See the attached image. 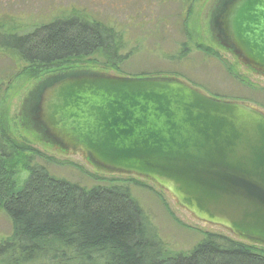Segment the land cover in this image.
Masks as SVG:
<instances>
[{
    "label": "water",
    "instance_id": "1",
    "mask_svg": "<svg viewBox=\"0 0 264 264\" xmlns=\"http://www.w3.org/2000/svg\"><path fill=\"white\" fill-rule=\"evenodd\" d=\"M223 44L264 76V0H231ZM35 120L69 154L152 180L195 220L264 244V111L183 79L79 74L40 95Z\"/></svg>",
    "mask_w": 264,
    "mask_h": 264
},
{
    "label": "rangeland",
    "instance_id": "2",
    "mask_svg": "<svg viewBox=\"0 0 264 264\" xmlns=\"http://www.w3.org/2000/svg\"><path fill=\"white\" fill-rule=\"evenodd\" d=\"M225 1L0 0V23L17 26L21 32L57 17L77 14L114 27L123 38L121 54L128 53L118 67L100 60L98 63L34 67L22 72L27 62L12 49L5 51L6 55L0 50V131L12 142L24 143L41 152L35 154L27 150L21 158L23 162L43 165L55 177L81 187L92 188L102 183L100 178H130L128 187L132 198L171 253L191 250L207 232L233 236L220 227L195 220L154 181L104 170L78 153L69 154L62 146L46 140L40 125L33 119V107L47 84L79 73L133 79L179 78L211 98L249 103L264 111V77L242 64L237 55L225 47L224 37L217 32L214 23L217 18H213ZM0 39L6 40L7 35H1ZM199 43L214 53L207 55L197 49ZM229 70L243 81L232 77ZM6 150L13 152L8 147ZM27 175L26 167L19 166L16 183H22ZM11 231L10 219L0 209V239L8 237Z\"/></svg>",
    "mask_w": 264,
    "mask_h": 264
},
{
    "label": "trees",
    "instance_id": "3",
    "mask_svg": "<svg viewBox=\"0 0 264 264\" xmlns=\"http://www.w3.org/2000/svg\"><path fill=\"white\" fill-rule=\"evenodd\" d=\"M230 1L222 3L213 20ZM18 29L0 23V36L7 35L0 39V50L5 54L12 49L26 61L22 72L100 60L118 67L128 55L121 54L123 38L114 27L77 14L54 18L28 32ZM197 49L214 53L200 43ZM1 143L0 209L12 231L0 239V264H264V244L220 232L205 233L189 251L171 253L132 198L130 178H100L102 183L92 188L81 187L55 177L43 165L23 162L27 150L41 154L32 146L12 142L0 131ZM6 146L13 152L7 153ZM19 166L28 174L20 184L15 181Z\"/></svg>",
    "mask_w": 264,
    "mask_h": 264
},
{
    "label": "flooded vegetation",
    "instance_id": "4",
    "mask_svg": "<svg viewBox=\"0 0 264 264\" xmlns=\"http://www.w3.org/2000/svg\"><path fill=\"white\" fill-rule=\"evenodd\" d=\"M217 29L219 30L220 36L224 37V34L222 33L221 28H217ZM245 65H246V64H245ZM247 67H248L250 70H252L248 65H247ZM252 71H253V70H252ZM253 72L256 73V74H258V75L263 76L262 74H260V73L257 72V71H253ZM263 77H264V76H263ZM55 82H56V81H53V82L47 84L46 87L51 86V85L54 84ZM46 87H45L44 89H46ZM42 92H43V91H42ZM42 92H41V93H42ZM41 93H40V95H41ZM40 95H39V96H40ZM40 97H41V96H40ZM39 100H40V98H39ZM38 102H39V101H38ZM38 102H37V104L33 107V108H34L33 111L39 110V108H37ZM35 116H36V113L33 115V119H34V120H35ZM35 121H36V120H35ZM36 123H38V124L40 125V127L43 129V135H44V137H45L46 140H50V141H52L53 143H55L56 145H58V146H62V143H59V142H57L56 140H53V138L47 133L46 129H44V127H43L38 121H36Z\"/></svg>",
    "mask_w": 264,
    "mask_h": 264
}]
</instances>
